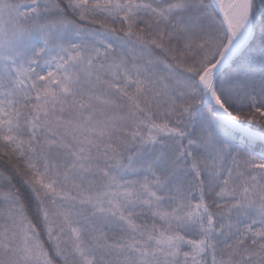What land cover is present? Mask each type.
I'll return each instance as SVG.
<instances>
[{"label": "snow or ice", "instance_id": "snow-or-ice-1", "mask_svg": "<svg viewBox=\"0 0 264 264\" xmlns=\"http://www.w3.org/2000/svg\"><path fill=\"white\" fill-rule=\"evenodd\" d=\"M0 264H264V0H0Z\"/></svg>", "mask_w": 264, "mask_h": 264}]
</instances>
